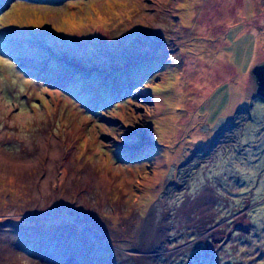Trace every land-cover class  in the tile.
I'll return each instance as SVG.
<instances>
[{"label": "rangeland", "instance_id": "obj_1", "mask_svg": "<svg viewBox=\"0 0 264 264\" xmlns=\"http://www.w3.org/2000/svg\"><path fill=\"white\" fill-rule=\"evenodd\" d=\"M262 62L264 0H0V264H264Z\"/></svg>", "mask_w": 264, "mask_h": 264}, {"label": "water", "instance_id": "obj_2", "mask_svg": "<svg viewBox=\"0 0 264 264\" xmlns=\"http://www.w3.org/2000/svg\"><path fill=\"white\" fill-rule=\"evenodd\" d=\"M251 78L255 84V95L264 100V62L257 63L251 70Z\"/></svg>", "mask_w": 264, "mask_h": 264}, {"label": "crops", "instance_id": "obj_3", "mask_svg": "<svg viewBox=\"0 0 264 264\" xmlns=\"http://www.w3.org/2000/svg\"><path fill=\"white\" fill-rule=\"evenodd\" d=\"M257 153L258 152H255L253 155H255ZM263 168H264V166H263ZM215 189L217 190V188H215V186H213V185H210V184L205 185L204 188L198 192L196 198L194 199L195 200L194 204L197 202V204H199L200 207H204V205H206V203L209 199L211 200L212 198H215V194H214ZM198 199H201L202 201L201 202L196 201ZM256 203H258V202H256ZM179 208L182 209V206L178 207V209ZM176 213H178V212L176 211Z\"/></svg>", "mask_w": 264, "mask_h": 264}, {"label": "trees", "instance_id": "obj_4", "mask_svg": "<svg viewBox=\"0 0 264 264\" xmlns=\"http://www.w3.org/2000/svg\"><path fill=\"white\" fill-rule=\"evenodd\" d=\"M261 198H262L261 194L256 196V193L254 192V200H255V201H257L258 203H259V202L261 203V202H262V201H261ZM262 203H264V202H262ZM256 205H257V204H256Z\"/></svg>", "mask_w": 264, "mask_h": 264}]
</instances>
